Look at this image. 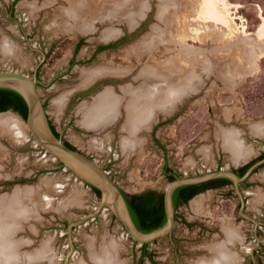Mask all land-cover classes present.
<instances>
[{
  "label": "rangeland",
  "instance_id": "1",
  "mask_svg": "<svg viewBox=\"0 0 264 264\" xmlns=\"http://www.w3.org/2000/svg\"><path fill=\"white\" fill-rule=\"evenodd\" d=\"M68 5L67 0H0V71L35 75L44 110L61 139L94 159L125 193L163 192L169 182L165 166L177 178H193L219 170L242 175L263 160L264 128L254 126L264 125V0H123L113 16L99 14L89 21L92 30L83 33L69 27L75 22L67 17ZM106 28L116 34L104 39ZM151 33L157 41L149 53L142 42ZM104 45L111 46L97 50ZM244 50L250 55L248 69L228 87L231 78L225 81L219 71L232 68ZM192 56L208 63L200 68L196 87L168 111L156 110L149 126L130 131L122 87H138L140 71L149 65ZM100 66L125 73L82 77ZM107 88L122 103L111 122L89 129L81 124L82 106ZM5 112L19 117L25 134L0 131V199L19 189L26 218H12L0 264H96L91 255L103 249H115L120 264H199L218 250L231 255L230 264H264V162L237 187L205 190L179 205L171 233L147 243L149 256L141 260L142 245L106 208L72 229L74 249L67 260V227L94 213L100 194L43 148L23 117L12 110L0 114ZM231 128L251 149L244 160L233 159L218 138V131ZM126 139L135 147H125ZM195 199L202 200L198 209ZM226 230L235 235L233 241Z\"/></svg>",
  "mask_w": 264,
  "mask_h": 264
},
{
  "label": "bare ground",
  "instance_id": "2",
  "mask_svg": "<svg viewBox=\"0 0 264 264\" xmlns=\"http://www.w3.org/2000/svg\"><path fill=\"white\" fill-rule=\"evenodd\" d=\"M67 1L69 3L68 8L66 9V14L68 15L67 17L71 18L75 22V24L72 23V25H69V27H72L74 28V30L81 31V33H83L92 30L93 25H91L89 21H93L97 17L101 18V16L107 18L109 14L113 16L120 5V2H122L123 0H91V2L89 1L88 3L85 0H67ZM89 3L91 7L94 6L95 8L94 12L90 10ZM128 3H130V1H128ZM131 3L129 5L130 7H131ZM154 29L155 27H152V32H154ZM115 34H116L115 30L111 28H106L102 32V37L104 39H107L109 37H113ZM153 36L154 33H151V35L147 36L148 38L146 39L144 38L145 41L142 42L144 44L143 48L148 52L149 50H151L150 48H152L155 42L157 41V39ZM1 45L4 48V45L3 44ZM6 45L8 46V44ZM248 52H249L248 50L247 51L244 50L242 54L239 53L235 57V60L233 62L234 64L232 63L233 65L232 68H229L228 66L227 69L225 66V69L219 71L220 73H222V77H224L223 79L225 81L231 78L227 83L228 87L233 86L231 84H235L236 81L241 79L244 72L247 71L248 68L246 64L250 59V55ZM193 56L192 59H186L189 61V63L186 60L185 62L184 60L181 61V57H180V60L174 62L172 61L163 62L157 67H153V68H151L152 66L149 65L151 62L150 63L148 62L149 64L147 65H149L150 68H147V70L144 71L145 73L143 71L142 72L140 71V77L143 79V81L138 87H134V88H132L131 86L122 87L124 93L128 95L126 96V103L124 105H125V109L127 110L126 113L127 122L130 131L134 130L135 128L136 129L140 128L139 126H147L150 120L153 118L154 112L156 110L161 109V111L163 112L168 111V108L172 106V104H174L181 95L185 94L189 90L196 87L195 81L198 78H200V73H199V71H201L200 68L204 69V66H207L208 63L207 60L206 61L202 60L201 62H199L197 60L199 57L195 58L196 57L195 56L193 58ZM148 61H150V59ZM196 62L198 64H196ZM144 64L146 65V63ZM114 68L115 69L109 66L107 67L100 66L93 69H88L83 71L82 77L85 80H89L91 78H95L97 76L106 73L108 74L115 72V73L123 74L124 69L123 70L121 68L116 69L117 67ZM243 68H247V69L243 70ZM237 69H240L241 71H238L237 74H234L235 72H237L236 71ZM227 76L229 78H227ZM121 103H122V97L116 96L112 92V90L108 88L105 89L95 97L94 101L91 103L90 106H82L81 110L83 112L82 114L83 121L81 124H83L85 127H88L89 129L91 128L93 129L96 127L98 128L100 126L106 125L115 118L117 112L116 110L119 108L118 106H120ZM261 124H257V125L255 124L254 128L257 129L258 131H261V129L264 128V125ZM22 126L23 125H21L20 119L17 115L6 112L0 114L1 133L7 134L8 131L9 134L13 133L21 137L24 136L23 134H25ZM37 127L42 132L41 125L39 122L37 123ZM218 132H219L218 138H220L223 147L230 153L233 159L244 160L250 155L251 149L246 147L244 142L240 139V137L238 136L240 134H237L238 133L237 130L233 128L221 129ZM130 140L126 139V142L123 141L124 142L123 145L125 147H135V143L131 142ZM18 190H16L17 192L15 191L14 193L15 195L12 198L0 199V261L3 260L2 254L6 252V246L8 245L7 242L6 243L3 242V236L8 233L10 229V225L12 224L11 222L12 218L15 219L16 217H18L19 214L22 215L24 218H26V214L24 213L23 209L22 210L19 209L20 201L18 200V197L22 193H20ZM196 199L194 201V206H196V208L198 209L201 207L202 200H196ZM21 205L23 206L22 203ZM228 229L230 228L228 227ZM226 236L228 238L227 240L229 241H233L232 238L235 237L232 231L230 232L228 230H226ZM219 247L220 245L217 244L216 248ZM115 253H116L115 249H113V251H111L110 249L107 250L103 249L101 250V252L100 251L97 253L93 252L91 258L96 264H120L115 261L116 260ZM230 256L231 255L229 253L226 254L223 250H218L217 255H215L214 257L210 258L209 260L208 259L201 260L198 263L199 264H225V263L230 264L229 261L233 260Z\"/></svg>",
  "mask_w": 264,
  "mask_h": 264
},
{
  "label": "water",
  "instance_id": "3",
  "mask_svg": "<svg viewBox=\"0 0 264 264\" xmlns=\"http://www.w3.org/2000/svg\"><path fill=\"white\" fill-rule=\"evenodd\" d=\"M38 84L39 82L35 75L29 76L13 70L0 71V88L14 90L26 103L27 114L26 118L23 119L31 136L35 138L45 150L59 159L65 167L69 168L83 183L90 184V186L98 189L100 192V203L98 204L96 211L85 215L76 222L70 223L67 227L69 242L71 244V250L68 253L67 260L74 249L71 239L72 229L75 226H79L86 223L89 219L94 218L103 208L109 209L112 212L132 240L141 245L150 243L171 233L175 221L173 193L178 187L198 185L218 178H227L237 187V185L242 182L256 166L264 162V159L258 161L242 176H238L232 170H219L214 173L193 178H176L168 182L162 192L166 221L162 226L156 229L149 232H143L137 228L132 219L122 189L110 177L108 172L97 164L94 159L82 153L79 149H72L67 146L61 137L56 136L52 131L49 118L40 98ZM38 122L41 125L42 132L37 127ZM67 263L68 261L64 264Z\"/></svg>",
  "mask_w": 264,
  "mask_h": 264
},
{
  "label": "trees",
  "instance_id": "4",
  "mask_svg": "<svg viewBox=\"0 0 264 264\" xmlns=\"http://www.w3.org/2000/svg\"><path fill=\"white\" fill-rule=\"evenodd\" d=\"M100 46L99 49H104L110 47ZM12 110L20 114L24 119L27 114L26 103L23 98L14 90L7 88H0V111ZM57 135V133H55ZM67 146L75 149L69 143H65ZM164 174L166 179L170 182L177 178L171 170L165 166ZM208 183L212 185H224L229 184L231 181L227 178H218L214 179ZM207 183L202 184L201 186L197 185H186L178 187L174 191L173 200L175 209L189 201L194 195L202 192L207 188ZM94 191L99 195L100 192L98 189L94 188ZM124 193V192H123ZM126 203L128 205L132 219L137 226V228L143 232H149L153 229H156L162 226L166 221V215L163 206V193L155 190H146L138 194H127L124 193ZM177 217V216H175ZM147 243L142 244V254L141 258L144 256H149L146 251Z\"/></svg>",
  "mask_w": 264,
  "mask_h": 264
},
{
  "label": "flooded vegetation",
  "instance_id": "5",
  "mask_svg": "<svg viewBox=\"0 0 264 264\" xmlns=\"http://www.w3.org/2000/svg\"><path fill=\"white\" fill-rule=\"evenodd\" d=\"M104 46H107V45H104ZM99 48H100V46L97 48V50H99ZM104 49H106V48H104ZM96 50V51H97ZM100 50H102V49H100ZM1 112H3V111H0V113ZM15 112V111H14ZM17 113V112H16ZM18 114V113H17ZM19 116H21L20 114H19ZM22 117V116H21ZM50 122V121H49ZM50 126H51V129H52V131L54 132V133H57V135L56 136H60L61 137V135H60V133H59V131L52 125V123L50 122ZM63 140V142L64 143H68L66 140H64V139H62ZM71 145V144H70ZM263 159H264V157H263ZM262 160V159H261ZM260 160V161H261ZM264 164V163H263ZM254 165V164H253ZM250 168V167H249ZM248 168V169H249ZM238 176H242V175H244V174H242V175H240L238 172H236V171H234ZM210 182V181H209ZM207 184H205V185H207V188L206 189H204L203 191H205V190H210V189H216V188H221V187H224V186H226V185H228V184H224V185H219V186H217V185H212L211 183H208V182H206ZM232 183V182H231ZM231 183H229V184H231ZM202 184H204V183H202ZM202 184H198L197 186H201ZM203 186V185H202ZM123 191V190H122ZM124 192V191H123ZM125 193V192H124ZM142 193V192H141ZM201 193V192H200ZM133 194H138V193H133ZM199 194V193H198ZM173 195H174V193H173ZM197 195V194H196ZM195 196V195H194ZM193 196V197H194ZM173 202H174V200H173Z\"/></svg>",
  "mask_w": 264,
  "mask_h": 264
}]
</instances>
